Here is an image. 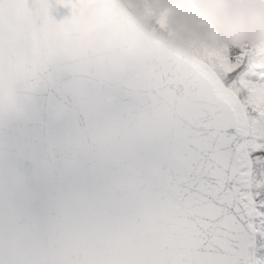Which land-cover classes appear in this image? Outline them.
Returning <instances> with one entry per match:
<instances>
[{
  "label": "snow or ice",
  "instance_id": "1",
  "mask_svg": "<svg viewBox=\"0 0 264 264\" xmlns=\"http://www.w3.org/2000/svg\"><path fill=\"white\" fill-rule=\"evenodd\" d=\"M113 2L0 0V114L51 78L70 33L112 21ZM141 3L168 32L171 9ZM117 34L136 128L169 139L171 171L135 217L74 238L52 264H264V43L144 59Z\"/></svg>",
  "mask_w": 264,
  "mask_h": 264
},
{
  "label": "water",
  "instance_id": "2",
  "mask_svg": "<svg viewBox=\"0 0 264 264\" xmlns=\"http://www.w3.org/2000/svg\"><path fill=\"white\" fill-rule=\"evenodd\" d=\"M112 8V21L70 33L51 78L0 114V264H52L74 238L135 217L171 171L169 139L136 128L117 30L144 59L191 53L144 26L125 0ZM95 15L85 7V20Z\"/></svg>",
  "mask_w": 264,
  "mask_h": 264
},
{
  "label": "clouds",
  "instance_id": "3",
  "mask_svg": "<svg viewBox=\"0 0 264 264\" xmlns=\"http://www.w3.org/2000/svg\"><path fill=\"white\" fill-rule=\"evenodd\" d=\"M162 6L173 8V24L194 30L201 37L215 35L220 43L229 45L264 41V0H162ZM63 87L76 91L72 83Z\"/></svg>",
  "mask_w": 264,
  "mask_h": 264
},
{
  "label": "trees",
  "instance_id": "4",
  "mask_svg": "<svg viewBox=\"0 0 264 264\" xmlns=\"http://www.w3.org/2000/svg\"><path fill=\"white\" fill-rule=\"evenodd\" d=\"M149 2L154 8L157 9V11H159L162 8H170L172 11V7L162 6V0H149ZM130 7L133 11H136L137 17L146 27H148L150 30L154 29L155 32L157 34H159L160 36H162V37L172 41L173 43L179 45L180 47L186 49V45L184 44L186 42H184L183 40L181 41V38L179 37V35L177 36V34L171 30L170 26H169L168 32H162L157 28V26L155 24V18L145 14L144 5L141 3V0H135V2L130 5ZM171 11H170V13H171ZM261 43H264V41H261V42L256 43V44H250L248 42H243V43H240L236 46H238L239 48H242V47L252 48V47H255ZM199 47H204L207 50H209L210 52L218 55V53H216L215 51L210 50V48H209L210 44L207 41H203V42L197 41L196 48H199Z\"/></svg>",
  "mask_w": 264,
  "mask_h": 264
},
{
  "label": "rangeland",
  "instance_id": "5",
  "mask_svg": "<svg viewBox=\"0 0 264 264\" xmlns=\"http://www.w3.org/2000/svg\"><path fill=\"white\" fill-rule=\"evenodd\" d=\"M125 2L130 7V5L135 2V0H125ZM172 11H173V8H172ZM172 11L168 15V25L170 26L171 30L177 34V36L179 35V37L181 38V41L183 40L184 42H186L184 43L186 45L185 50L188 51L189 53L193 52L194 50L193 46L194 45L197 46V41H201V42L207 41L210 44V47H209L210 50L215 51L216 53H218V55L222 53L223 48H239L236 45L220 43L219 39L215 35H210L206 38L201 37L194 30H189L185 26L173 24L170 19ZM134 12L136 13V11ZM152 31L155 32L154 29Z\"/></svg>",
  "mask_w": 264,
  "mask_h": 264
}]
</instances>
